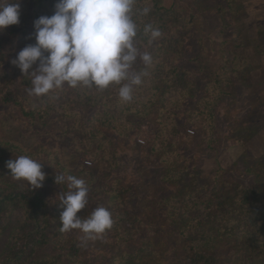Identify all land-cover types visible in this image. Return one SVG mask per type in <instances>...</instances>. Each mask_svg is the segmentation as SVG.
<instances>
[{
    "label": "rangeland",
    "instance_id": "1",
    "mask_svg": "<svg viewBox=\"0 0 264 264\" xmlns=\"http://www.w3.org/2000/svg\"><path fill=\"white\" fill-rule=\"evenodd\" d=\"M156 1L159 6L172 7L180 16L178 21L172 19L171 25L172 35L180 36L183 50L172 51V65L163 68L171 72L178 67L187 81L178 87L169 85L163 100L158 95L153 97L156 105L135 124L119 121V129L103 128L106 150H98L90 139L86 149L83 137L70 131L73 120L60 109L55 108L43 122L24 115L29 105L22 98L36 96L29 94L31 83L23 79L24 74L12 60L27 43L33 0H19L20 22L10 25L13 35L0 41V75L6 74V85L23 96L15 97L21 104L0 100V142L17 145L29 157L42 161L43 169L54 176L48 175L50 178L64 174L84 179L88 204L80 212L88 215L103 206L113 216L112 210L117 216L122 209L138 217L131 244L121 240L123 227L86 243L81 241L80 230L63 232L79 241L78 264H188L185 240L174 223L176 212L170 215L167 199L192 196L208 202L205 198L214 193L233 190L235 194L242 188H258L264 195V0ZM162 38H170L169 33ZM158 42L135 44L140 52L146 51L162 62L166 53L158 56L152 51ZM89 94L96 96L93 91ZM55 105L61 106L60 102ZM21 155L14 153L15 157ZM90 177L97 189L87 184ZM48 181L36 189L44 195L51 217L60 218L63 207L59 199L67 185ZM116 184L127 188L120 209L106 193ZM24 185L30 187L27 182ZM218 203L219 199L216 207L223 222L234 225L229 230L224 227V234L209 248L216 264H264V227L251 226L249 219H240V214L227 206L223 211ZM207 204L200 208L215 207L214 200ZM263 206L264 201H259L255 209ZM231 214L238 220H227ZM22 226L19 212L8 211L4 216L0 259ZM250 232L256 241L255 250ZM51 246L54 252L55 245ZM60 247L59 243L55 255L65 252ZM50 254L43 249L38 256Z\"/></svg>",
    "mask_w": 264,
    "mask_h": 264
},
{
    "label": "trees",
    "instance_id": "2",
    "mask_svg": "<svg viewBox=\"0 0 264 264\" xmlns=\"http://www.w3.org/2000/svg\"><path fill=\"white\" fill-rule=\"evenodd\" d=\"M33 1L35 7L32 12L30 28L26 32L28 39L25 46L35 43L33 21L41 15L51 16L55 11L56 0ZM149 1L154 4L151 5ZM145 8L149 9L147 14L143 13ZM132 18L138 26L135 42L140 45L155 42L159 39L158 44L154 46L152 51L158 56L165 52L166 57L162 62L156 57H152V65L147 69V75L142 76L141 84L134 86L133 100L131 102L125 103L119 99L118 88H116L119 87L118 85H110L104 90H99L95 86L77 85L72 87L65 83L63 87L54 93L36 96L34 99L28 96L23 97L21 93L11 90L6 85L4 80L6 74L0 75V86H3V88H0V100L3 103L16 101V103L21 104L15 97H23L22 99L28 102L29 105L28 110H24V115L34 121L43 122L55 108L60 109L65 113L66 117H70L73 120L70 122V131L76 136L83 137L82 143H84L86 149L88 147V139H90L89 142L95 143L98 150H106V142L103 140L106 136L102 131L103 128L119 129L121 127L119 124H122L119 121L134 123L136 119L146 117L156 105L153 97L158 95L163 100L164 95L169 91V85L172 84L178 87L181 83H186L187 81L184 78L186 74L182 73L178 67H173L174 71L171 72H166L165 68H163H169L172 65L173 61L169 57L172 51L180 52V50H183L180 36L177 35L175 37L172 35V19L178 21L180 18L177 11L172 7L159 6L156 0L155 2L154 0H135ZM147 25H151L154 29L158 28L161 34L168 32L170 38H162L161 35V38L150 41L149 35L144 33V28ZM13 33L12 26L0 30V41L9 38ZM33 67H36V65ZM133 68L136 72H142L145 70V65L138 58ZM23 79L28 84L31 83L30 75L24 74ZM92 91L96 93V96H90L89 93ZM220 96H222L221 93L217 94V98ZM57 102H60L61 106L56 107L55 104ZM86 111H89L87 112L88 115L84 116ZM210 115L211 118L214 117L212 113ZM97 121H100L99 126L95 127L94 124ZM7 143L0 142V225L8 211H16L21 215L23 226L16 233L13 244L4 250L0 264H78L77 257L79 258L80 245L77 238L64 236V233L59 230L61 226L60 218L51 217L44 195L36 188L31 189V187L25 186L24 183L26 181L13 178L10 174V169L6 167L8 160L16 158L14 153L19 151L20 154H26L27 156L29 154L23 152V148ZM107 163L111 165V163L116 162ZM42 170L46 173L44 181L55 182V179L49 177L53 176L52 174L44 169ZM93 183V177L88 178L87 184H91L94 189H97ZM118 184L115 186L120 188L110 186L106 193L109 194V200L114 207L120 209L124 195L127 193V188ZM113 189L118 190L116 192ZM222 193L226 194L214 193L209 198H205V200H210L208 202L200 201L192 196H186L183 200L177 197L166 200L170 215H175L176 212L174 223L177 227L176 229H180L179 234L185 240L184 249L188 264H216L215 256L211 254L209 248L221 234H224L222 233L224 227L229 230L234 225V223L223 222L224 219L220 216V210L216 207V200L218 199L220 202L218 205L222 206L223 211L226 212L225 206H227L232 213L237 211L240 214V219L242 216L249 219L248 223L251 226L260 227L261 225V227H264V206L260 209H255L259 201H264L261 189L242 188L235 194L233 190L222 191ZM213 200L215 201V207L211 210L200 208L205 203H208L207 206H209L213 203ZM231 200L234 201V204H229ZM120 210L121 212L117 216L115 211L112 210L114 225L110 230L125 228L121 240L131 244L135 237V230L138 228L136 225L138 217L130 215L126 210ZM78 215L87 217L90 214L86 215L85 212H80ZM258 219H261V221ZM227 220L234 222V220H238V217L235 216L234 219V214H231ZM249 235L252 236V247L255 250V238L251 232ZM53 236H56V238H53ZM157 242L159 243V241ZM59 243L61 244L60 248L65 250V252L55 255ZM52 244L55 245L54 252L50 248ZM43 249L50 250L51 254L48 257L39 258L38 254ZM83 264H86V262H83Z\"/></svg>",
    "mask_w": 264,
    "mask_h": 264
},
{
    "label": "clouds",
    "instance_id": "3",
    "mask_svg": "<svg viewBox=\"0 0 264 264\" xmlns=\"http://www.w3.org/2000/svg\"><path fill=\"white\" fill-rule=\"evenodd\" d=\"M135 0H56L51 16L41 15L33 21L34 44H27L12 63L31 76L30 95L41 96L65 83L95 86L104 90L118 85L122 102L133 100L134 86L152 65V56L140 52L135 44L138 26L133 20ZM148 8L143 9L147 14ZM20 22L19 0H0V30ZM144 33L150 41L162 34L147 25ZM140 59L145 70L136 72L133 65ZM36 65V67H33ZM10 174L26 181L31 189L42 187L46 173L39 159L21 155L6 162ZM56 184H66L60 196L61 232L73 229L83 233L82 243L103 235L114 225L111 211L103 206L90 215H78L88 204V187L82 178L55 175Z\"/></svg>",
    "mask_w": 264,
    "mask_h": 264
}]
</instances>
